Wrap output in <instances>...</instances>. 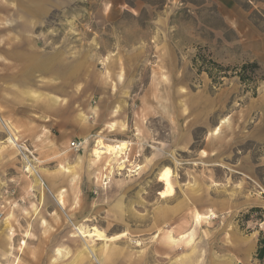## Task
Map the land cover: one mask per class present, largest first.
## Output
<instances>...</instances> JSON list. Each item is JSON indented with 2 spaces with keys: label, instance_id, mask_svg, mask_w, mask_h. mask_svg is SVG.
Segmentation results:
<instances>
[{
  "label": "rangeland",
  "instance_id": "obj_1",
  "mask_svg": "<svg viewBox=\"0 0 264 264\" xmlns=\"http://www.w3.org/2000/svg\"><path fill=\"white\" fill-rule=\"evenodd\" d=\"M164 3L0 0V264H264V47Z\"/></svg>",
  "mask_w": 264,
  "mask_h": 264
},
{
  "label": "crops",
  "instance_id": "obj_2",
  "mask_svg": "<svg viewBox=\"0 0 264 264\" xmlns=\"http://www.w3.org/2000/svg\"><path fill=\"white\" fill-rule=\"evenodd\" d=\"M263 4L264 0H165L166 8H162L161 17L167 20L168 28L176 15L191 18L194 23L186 30L191 36L198 34V28L202 26L216 35L229 31L235 36L232 42L250 48L253 53L257 46L264 47V31L259 30L252 17L255 12L264 13ZM205 15L213 16L219 23H205Z\"/></svg>",
  "mask_w": 264,
  "mask_h": 264
},
{
  "label": "trees",
  "instance_id": "obj_3",
  "mask_svg": "<svg viewBox=\"0 0 264 264\" xmlns=\"http://www.w3.org/2000/svg\"><path fill=\"white\" fill-rule=\"evenodd\" d=\"M217 68H220L218 65H214ZM260 68V65L257 61H246L240 66L233 67V74L236 75L239 81L245 86L246 89L254 90L256 88L258 80H264V72L261 74L257 72V69ZM211 68H206L208 74L213 77L214 81L216 80V75L211 70ZM256 256L258 258L264 257V238H260L258 241V248L256 251Z\"/></svg>",
  "mask_w": 264,
  "mask_h": 264
},
{
  "label": "bare ground",
  "instance_id": "obj_4",
  "mask_svg": "<svg viewBox=\"0 0 264 264\" xmlns=\"http://www.w3.org/2000/svg\"><path fill=\"white\" fill-rule=\"evenodd\" d=\"M8 140L11 141V139H8ZM126 143H127L126 141L121 140L118 144L116 143L115 145L106 144L102 141L101 138H99L97 139V147L93 149V153L95 154L96 157H99L100 154H104V153L114 155L120 152V150L124 149ZM161 180H163L164 182L168 184L167 187H168V190L170 191L172 186H170V182H169L170 180V170L169 169H166L161 173ZM97 235L99 237L102 236L101 233H97Z\"/></svg>",
  "mask_w": 264,
  "mask_h": 264
},
{
  "label": "built area",
  "instance_id": "obj_5",
  "mask_svg": "<svg viewBox=\"0 0 264 264\" xmlns=\"http://www.w3.org/2000/svg\"><path fill=\"white\" fill-rule=\"evenodd\" d=\"M70 145L75 147V148H78L80 145H81V142L80 141H77V140H72L70 142Z\"/></svg>",
  "mask_w": 264,
  "mask_h": 264
}]
</instances>
